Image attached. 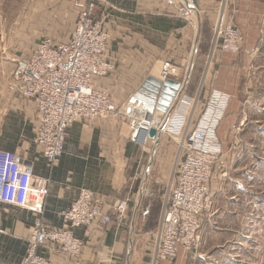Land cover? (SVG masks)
<instances>
[{
  "label": "crops",
  "instance_id": "obj_1",
  "mask_svg": "<svg viewBox=\"0 0 264 264\" xmlns=\"http://www.w3.org/2000/svg\"><path fill=\"white\" fill-rule=\"evenodd\" d=\"M222 5L224 21L231 20L244 35L242 52L216 51L208 82L206 74L200 76V72L189 78L192 63L196 61L201 71L206 64L213 28ZM94 20L101 22L108 35L107 47L114 67L109 75L93 79L95 90L106 91L115 106L120 107L134 100L136 93L143 92L142 85L148 76L159 79L160 65L167 60L180 67L178 81H188L179 96L183 102L179 109L176 107L172 111L155 140L149 138L144 146L129 142V121L125 117L74 122L67 130L64 154L58 162L47 165L33 144L39 118L35 103L22 98L11 86L10 73L8 82L3 80L0 84V151L15 153L32 165L35 179L48 182L39 213L0 204V264L21 262L26 241L36 223L49 229H64L66 223L61 213L70 207L80 190H89L98 198L110 223L102 225L96 221L87 228L74 230V236L83 243L76 260L68 259L52 244L41 246L39 254L54 264L171 262L155 260L150 247L162 210L164 191L179 158L178 138L171 133L178 124L186 100L199 97L195 110L198 115L194 120H199L205 112V118L214 117L213 122L220 118L215 131L222 151L209 186L214 196L213 209L227 186L234 183L231 175L240 170L244 160V152L239 150L238 143L232 145L230 142L232 135L227 143L225 141L233 116L226 120L225 134L221 127L223 119L241 107L231 85L234 80L230 78L236 77L235 73L242 68L249 74V68L240 63L253 61L259 52V38L264 33V0H99ZM201 47L205 50L204 57L197 58ZM144 164L146 168L151 166L146 169ZM170 164V173L161 175ZM156 168L161 170L160 175H152L156 174ZM121 200L127 201V218L117 220L113 207ZM151 203H154L156 215L148 227L145 221ZM179 256H184L183 252H179L178 259Z\"/></svg>",
  "mask_w": 264,
  "mask_h": 264
},
{
  "label": "built area",
  "instance_id": "obj_2",
  "mask_svg": "<svg viewBox=\"0 0 264 264\" xmlns=\"http://www.w3.org/2000/svg\"><path fill=\"white\" fill-rule=\"evenodd\" d=\"M98 1L71 0L76 18L68 40L59 44L42 40L29 56L16 60L11 74V86L22 98L35 103L39 118L33 144L47 165L58 162L64 154L67 130L74 122L125 117L129 121V142L144 146L149 129L154 128L159 133L172 111L179 109L183 102L179 97L170 114L163 115L147 112L134 100L117 107L106 91L93 88L94 78L107 76L114 69L107 47L108 35L101 22L93 17ZM219 13L206 60L207 73L216 51L238 54L243 49L244 35L231 20L224 21L223 5ZM160 66L159 80L180 82V96L188 84L186 79L178 81L180 67L167 60ZM198 102V96L184 102L185 108L171 133L178 138L179 158L166 185L157 230L152 238L155 260L173 261L179 252H195L200 245L202 220L213 210L214 196L209 186L222 151L215 131L219 119L213 122L214 117L205 118V112L199 120H194ZM47 182L35 179L32 165L15 153L0 151V204L39 213ZM100 204L91 191L80 190L70 207L61 213L66 223L64 229H49L36 223L19 264H54L38 253L45 244L54 245L72 261L78 259L83 243L74 236V230L87 228L96 221L102 225L111 221ZM113 211L117 220L126 219L127 201H119Z\"/></svg>",
  "mask_w": 264,
  "mask_h": 264
},
{
  "label": "rangeland",
  "instance_id": "obj_3",
  "mask_svg": "<svg viewBox=\"0 0 264 264\" xmlns=\"http://www.w3.org/2000/svg\"><path fill=\"white\" fill-rule=\"evenodd\" d=\"M75 18L76 9L71 0H0V84L3 80L8 82L16 60L29 56L40 40L64 43ZM259 39V52L254 60L240 63L249 68V74L242 68L235 73L237 78H230L234 80L231 85L241 107L229 113L221 127L223 134L226 128H231L225 134V141L227 143L232 135L230 142L232 145L238 143L239 150L244 152V160L240 170L231 175L234 183L228 185L224 196L216 200L213 212L203 218L198 249L192 253L184 252V256L169 264H264V33ZM198 50L197 58L204 57L203 47ZM205 67L204 63L201 71L196 61L192 63L189 78L195 72H200L201 76ZM208 67L209 64L204 75ZM211 72L212 65L207 82ZM231 116L232 123L227 127L226 120ZM171 166L167 165L161 175L169 174ZM160 173L161 170L156 168V174L152 175ZM150 205L145 221L148 227L156 215L154 203ZM150 248L152 252L153 245Z\"/></svg>",
  "mask_w": 264,
  "mask_h": 264
},
{
  "label": "water",
  "instance_id": "obj_4",
  "mask_svg": "<svg viewBox=\"0 0 264 264\" xmlns=\"http://www.w3.org/2000/svg\"><path fill=\"white\" fill-rule=\"evenodd\" d=\"M180 88V82L170 79L160 81L148 76L142 85L143 92L136 93L133 98L147 112L156 111L168 115L179 99ZM157 134V130L150 128L148 139L155 140Z\"/></svg>",
  "mask_w": 264,
  "mask_h": 264
},
{
  "label": "bare ground",
  "instance_id": "obj_5",
  "mask_svg": "<svg viewBox=\"0 0 264 264\" xmlns=\"http://www.w3.org/2000/svg\"><path fill=\"white\" fill-rule=\"evenodd\" d=\"M138 136V135H137Z\"/></svg>",
  "mask_w": 264,
  "mask_h": 264
},
{
  "label": "trees",
  "instance_id": "obj_6",
  "mask_svg": "<svg viewBox=\"0 0 264 264\" xmlns=\"http://www.w3.org/2000/svg\"><path fill=\"white\" fill-rule=\"evenodd\" d=\"M205 53V52H204Z\"/></svg>",
  "mask_w": 264,
  "mask_h": 264
}]
</instances>
